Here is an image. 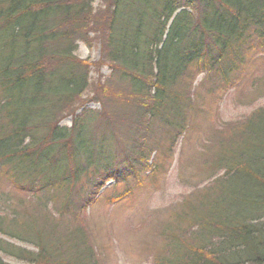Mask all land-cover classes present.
<instances>
[{
    "label": "trees",
    "instance_id": "16d2710c",
    "mask_svg": "<svg viewBox=\"0 0 264 264\" xmlns=\"http://www.w3.org/2000/svg\"><path fill=\"white\" fill-rule=\"evenodd\" d=\"M100 1L0 0V175L22 195L0 193V264H100L86 209L110 180L125 186L113 200L141 185L150 152L171 156L204 111L189 97L194 70L222 86L264 50V0ZM84 29L115 75L98 110L78 111ZM209 141L211 180L165 217L154 264H264V106Z\"/></svg>",
    "mask_w": 264,
    "mask_h": 264
},
{
    "label": "rangeland",
    "instance_id": "374dc122",
    "mask_svg": "<svg viewBox=\"0 0 264 264\" xmlns=\"http://www.w3.org/2000/svg\"><path fill=\"white\" fill-rule=\"evenodd\" d=\"M92 6L102 9L103 2L95 0ZM84 34L86 37L77 41L74 54L87 63L89 81L76 107L98 110L100 104L94 95L101 93L99 89L102 87L106 89L111 86L109 83L114 82L111 80L115 73L101 58V44L97 35L86 29ZM254 56L222 86L218 79L209 77L205 68L194 70L189 97L195 100L196 106L202 104L204 111H193L186 131L178 139L173 137L171 156H165L162 151L155 154L150 152L148 163L156 168L152 166L153 171L143 174L141 185L130 194L113 200V191H122L125 186L110 180L99 199L86 209L85 222L90 226L100 264H154V258L163 244L160 229L165 217H169L170 212L180 206L185 196L203 191L211 180L206 179V167L212 149L210 151L206 147L211 145L209 140L212 134L226 123L239 124L264 106V50L257 48ZM71 116L64 117L60 124L69 126ZM163 135L159 130L153 138L154 144H160L161 149L170 145ZM125 142L115 144L123 146ZM0 193L8 194L12 200L22 197L2 175ZM16 244L31 248L27 243ZM1 256L6 264H29Z\"/></svg>",
    "mask_w": 264,
    "mask_h": 264
}]
</instances>
